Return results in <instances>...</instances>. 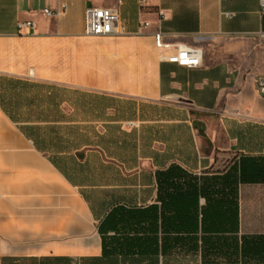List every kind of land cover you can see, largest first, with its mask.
Instances as JSON below:
<instances>
[{
	"label": "crops",
	"instance_id": "1",
	"mask_svg": "<svg viewBox=\"0 0 264 264\" xmlns=\"http://www.w3.org/2000/svg\"><path fill=\"white\" fill-rule=\"evenodd\" d=\"M91 6L117 9L126 34L85 35ZM148 6L164 17L137 0H0V264H264V183L235 189L221 177L239 157L223 170L215 158L220 136L264 156L259 0ZM157 32L201 49V65L161 60ZM253 125L263 135L251 151ZM175 183L194 185L197 203L171 207Z\"/></svg>",
	"mask_w": 264,
	"mask_h": 264
},
{
	"label": "built area",
	"instance_id": "2",
	"mask_svg": "<svg viewBox=\"0 0 264 264\" xmlns=\"http://www.w3.org/2000/svg\"><path fill=\"white\" fill-rule=\"evenodd\" d=\"M140 9L145 12L154 13L158 18H163V10L153 11L149 9V0H137ZM261 13L264 14V0H259ZM60 10L44 9L42 14L50 18H58ZM224 15L227 18L232 17V13L226 12ZM32 21H25L18 23V29L23 30L33 27ZM149 26V22L144 21L139 24V29H145ZM85 35L94 37H108L112 35L126 34L125 27L120 23L118 11L110 7H87L85 10ZM264 38V35H263ZM155 46L158 50L163 51L161 60L171 64H176L180 67L195 68L199 67L202 63V50L198 48L189 47L182 44L171 45L164 43L162 34L157 32L154 35ZM173 48L174 51L167 53L166 50ZM256 90L260 95H264V77L257 76L254 79Z\"/></svg>",
	"mask_w": 264,
	"mask_h": 264
},
{
	"label": "trees",
	"instance_id": "3",
	"mask_svg": "<svg viewBox=\"0 0 264 264\" xmlns=\"http://www.w3.org/2000/svg\"><path fill=\"white\" fill-rule=\"evenodd\" d=\"M38 149V147H37ZM238 161H235L229 168V170L224 174L221 179H225L228 177H233L231 184L236 189V186L238 183L241 184H256V183H264V156H247V155H240L238 156ZM77 158H83V157H77ZM91 163L85 161L84 167L85 168H91ZM169 171H172L174 173V176L178 174V172L181 171V168L176 165H171L168 168ZM87 180V178L85 179ZM90 180V179H89ZM172 190L170 193L165 194V198L167 199V202L170 204L171 207L176 208L177 204L184 202V200H187L191 203H197V193H195L194 185H190L191 190H186L185 192L182 191L181 188H179L178 184H171ZM195 190V191H194ZM189 191V192H188ZM161 202L163 203L162 198ZM175 213H177V210H174ZM133 213V216L139 215L137 218L140 220H143L145 210H135ZM161 229L163 232L168 233H179V232H194L196 229L193 228V226L187 225L186 227L178 226V224H170L168 226H161ZM204 230V227L202 228V231ZM100 231V227H99Z\"/></svg>",
	"mask_w": 264,
	"mask_h": 264
},
{
	"label": "rangeland",
	"instance_id": "4",
	"mask_svg": "<svg viewBox=\"0 0 264 264\" xmlns=\"http://www.w3.org/2000/svg\"><path fill=\"white\" fill-rule=\"evenodd\" d=\"M218 51L219 52H218L217 57H216L217 60L224 59L226 51L225 50H218ZM234 62H235V66H236L238 63L236 60ZM250 133H251V135L254 136V140H252V142L249 140H246V141L244 140L241 142V144H244V146H246L247 149L253 151V150H256V148L258 146L257 135H259V134L263 135V131L258 129L256 125H253L252 127H250ZM216 151L219 154L218 157H215L218 170L225 169L236 157H238L239 155L242 154V151H238V149H236V146L235 147L231 146L229 140L227 138L222 137V136L219 137L218 149ZM149 167H150V165L148 163L141 162V164H140V169H147ZM115 180L119 182L120 178L115 179ZM90 181L96 185L99 182L108 181V177L106 176L105 178H103V177H96L95 176L94 178L90 179Z\"/></svg>",
	"mask_w": 264,
	"mask_h": 264
}]
</instances>
